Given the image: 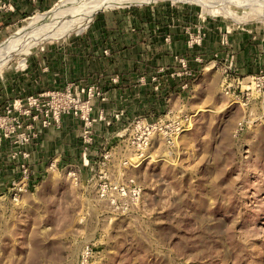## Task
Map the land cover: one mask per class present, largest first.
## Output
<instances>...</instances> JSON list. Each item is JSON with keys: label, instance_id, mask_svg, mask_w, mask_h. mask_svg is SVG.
<instances>
[{"label": "rangeland", "instance_id": "1", "mask_svg": "<svg viewBox=\"0 0 264 264\" xmlns=\"http://www.w3.org/2000/svg\"><path fill=\"white\" fill-rule=\"evenodd\" d=\"M91 5L0 0V171L24 155L30 164L21 147L38 144L41 130H64L67 118L77 130L75 149L49 156L34 187L0 184V264H264V0H139L102 7L66 34ZM134 10L191 24L176 58L197 77H171L179 63L134 72V85L155 90L163 74L182 91L156 118L122 120L129 106L107 117L100 78L71 79L68 67L61 82L47 74L58 75L97 16Z\"/></svg>", "mask_w": 264, "mask_h": 264}, {"label": "crops", "instance_id": "2", "mask_svg": "<svg viewBox=\"0 0 264 264\" xmlns=\"http://www.w3.org/2000/svg\"><path fill=\"white\" fill-rule=\"evenodd\" d=\"M172 16L162 15L157 11L150 14L135 10L100 14L88 31L67 48L68 56L65 55L64 58L62 55L65 52L60 53V58L66 61L61 60L58 75H52L54 72L47 75L61 82L63 69L68 67L71 79L85 77L93 81L100 78L101 84L108 91V101L100 104L106 110L107 117L119 108L129 106L122 120L142 116L156 118L157 114L166 113L171 108V97L174 92L181 90L178 83L174 87L175 82L169 81V77L162 74L160 80L163 85L160 91H155L152 85H134V80L130 78L134 72L147 74L161 69L170 71L169 69L179 63L176 56L188 51L185 27L191 24L185 22L184 18L175 21ZM208 37L209 40L212 39L211 34ZM209 40L205 42L206 47L210 46ZM115 76L120 77L122 83L116 89L110 85V80ZM62 129L64 130H41L38 144H26L21 147V150L30 152V164L40 162L38 167L31 166L35 171H39L35 178L38 179L41 176L40 171L45 170L49 156L75 149L77 130L74 120L67 118ZM113 129V126L106 128ZM12 147L5 145L1 150L11 154L17 149L15 145ZM3 160L0 155L1 168L7 167V162H2ZM16 166L17 162H14V166H10L11 169L6 174L0 171V184L5 180H19L15 172Z\"/></svg>", "mask_w": 264, "mask_h": 264}, {"label": "built area", "instance_id": "3", "mask_svg": "<svg viewBox=\"0 0 264 264\" xmlns=\"http://www.w3.org/2000/svg\"><path fill=\"white\" fill-rule=\"evenodd\" d=\"M199 38V37H198ZM191 45V43H190ZM185 60H179V64L183 66V72L180 69H174L172 72H168L170 74L171 77H175L176 75H184L186 76V79H193L196 76V72L194 69H188L187 65L184 64ZM180 70V71H177ZM164 69L160 70V73H163ZM161 75V74H160ZM159 75V76H160ZM153 81L155 82V84H157V86L155 87L156 91H160V78L158 76H154ZM189 82L186 81L182 88L185 89L187 88V86ZM25 142H27V140L25 138H23V142L22 144H24ZM20 154H15L12 155L13 159H17L20 158ZM15 172L17 173V177H19V180H13L11 182V185L13 187H20L19 190H22L23 188H26L27 186L30 188L35 186L36 180L37 178L34 177V175H32V171H31V167L30 164L26 161L25 155L22 157V160L17 164L16 168H15ZM18 181V182H17ZM20 181V183H19ZM22 186V187H21Z\"/></svg>", "mask_w": 264, "mask_h": 264}, {"label": "bare ground", "instance_id": "4", "mask_svg": "<svg viewBox=\"0 0 264 264\" xmlns=\"http://www.w3.org/2000/svg\"><path fill=\"white\" fill-rule=\"evenodd\" d=\"M76 1H79V2H89L91 1L92 5H91V9L90 11L87 13V15L82 19L80 20L78 23H76V25L74 27H72L71 29L65 31L66 34L67 33H70L74 30H79V31H82L85 29V27L87 26V24L92 20L93 16L102 8V7H114V6H123V5H129V4H136L137 1L139 0H76ZM174 1H182V0H174ZM195 1V0H193ZM66 3V2H65ZM72 4V3H71ZM66 5V4H64ZM63 5V6H64ZM62 6V7H63ZM56 10L59 11V9H54L52 10L51 12L49 13H43L42 15H39V16H36V17H33V22H32V25H30L31 27L29 28H25V29H22L20 31L17 32L16 34V37H14L12 40H10L9 42H15V41H18L20 38H23L25 37V34L27 31H29L31 28H33L34 26H36L41 20L39 19L40 17H45L46 15L48 16H53L54 13H56ZM64 10V9H63ZM63 12V11H62ZM61 12V13H62ZM34 30V28L32 29ZM75 32V31H74ZM73 33V32H72ZM48 39H44L45 40H54L56 39V35L55 36H50V37H47ZM16 43V42H15Z\"/></svg>", "mask_w": 264, "mask_h": 264}, {"label": "trees", "instance_id": "5", "mask_svg": "<svg viewBox=\"0 0 264 264\" xmlns=\"http://www.w3.org/2000/svg\"><path fill=\"white\" fill-rule=\"evenodd\" d=\"M193 69H194V68H193ZM194 70H195V72H196V74H197V68L194 69ZM196 77H197V76L194 77V80L196 79ZM176 86H177V84H176L174 87H176Z\"/></svg>", "mask_w": 264, "mask_h": 264}]
</instances>
